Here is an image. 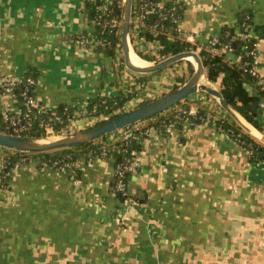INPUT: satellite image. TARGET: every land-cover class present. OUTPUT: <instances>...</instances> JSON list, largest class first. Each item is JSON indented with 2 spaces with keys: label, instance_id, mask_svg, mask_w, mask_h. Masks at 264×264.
Wrapping results in <instances>:
<instances>
[{
  "label": "crops",
  "instance_id": "1",
  "mask_svg": "<svg viewBox=\"0 0 264 264\" xmlns=\"http://www.w3.org/2000/svg\"><path fill=\"white\" fill-rule=\"evenodd\" d=\"M177 1L180 25L198 54L249 13L256 38L252 67L264 79V0ZM87 2L0 0V82L34 71L39 103L78 108L67 132L94 122L84 112L87 99L135 92L124 105L132 109L130 103L171 91L179 76L189 79L197 67L188 57L139 73L123 65L117 51L110 57L89 46ZM140 47L150 56L159 50L156 42ZM228 57L240 61L236 53ZM204 69L203 82L220 90L222 76L209 81ZM245 87L252 95L257 83L247 80ZM180 105L192 116L204 110L206 118L171 132L160 122L169 110L139 122L148 130L138 134L125 200L113 193L116 164L109 155L87 161L80 154L74 166L62 168L32 160L0 179V264H264V163L251 161L218 126L217 119L230 115L214 95L197 92ZM20 106L14 92L0 91L1 112L17 113ZM257 107L264 129V100ZM121 132L98 141L111 149Z\"/></svg>",
  "mask_w": 264,
  "mask_h": 264
},
{
  "label": "trees",
  "instance_id": "2",
  "mask_svg": "<svg viewBox=\"0 0 264 264\" xmlns=\"http://www.w3.org/2000/svg\"><path fill=\"white\" fill-rule=\"evenodd\" d=\"M159 1V0H154ZM170 2L166 1V7L170 6ZM104 5V0H88L86 3V13L89 19L97 20L98 23L93 25V34L98 40H107L110 42L108 49L110 50V55L112 56L117 49L122 48L121 46V34L117 33V31L110 27L109 25H104V21L111 18V16L116 15L121 17L122 12V0H111L109 4H107L106 9L102 8ZM182 12V11H181ZM155 15H149L148 21H152ZM252 24V17L249 13L242 14L236 24L232 27L225 28L221 34L218 35L220 40L225 43L230 38L238 36L240 33H244L250 31ZM141 37H144L146 40H154L157 39L161 45L163 46L160 50V53L165 57H169L184 51H196V47L189 43L188 41L181 40L178 38L170 39L165 34H159L158 36H153L149 32H140ZM132 43L134 46L135 52L138 56L146 59L148 61L155 60V57L149 56L147 53H143L136 45L134 38L131 37ZM255 44L256 38L251 36V39L246 40L242 38H238L232 41V46L234 48V52L240 56V61L233 62L229 59L228 55H211L207 49L199 51V56L202 60L203 65L206 68L207 78L209 81L215 82L219 76H222L220 83V91L223 97L227 100V102L235 108L245 119L250 122L253 126H255L258 130L264 133V129L259 124V110L258 107L253 109V103L259 104L264 100V90L261 89L258 85L256 88V92L254 94H249L247 88L245 87V82L247 80H252L257 83V78L252 75V63L253 58L255 56ZM124 62V60H123ZM192 64V63H191ZM125 65V64H123ZM192 68L194 69L193 65ZM192 69V71H194ZM27 77H33L35 80L38 79L36 73L34 71H29L25 75H23V80ZM188 79L184 76L178 77V83L175 88L184 84ZM35 85L29 86L30 92L35 94ZM23 88H26V85L22 82L19 83L14 88V94L20 102V108H26L24 101L21 97V91ZM3 89L0 87V91ZM135 92L128 93L127 95H117L112 97L105 96H96L93 98H89L86 101L84 112L87 116H99L104 115L107 116L101 121L97 122L101 123L107 119L113 118L122 112H115L119 108H123L125 103L132 98H134ZM149 102V101H147ZM147 102H142L140 105H143ZM78 108L76 106H72L70 104H64L59 107H49L48 115H44L40 117L41 119H46L52 124L56 130L62 129V127L66 126L70 119L75 117ZM82 113V111H80ZM11 113V112H10ZM13 114V113H11ZM59 115L60 121L56 119H51V116ZM159 115V114H158ZM157 116V115H156ZM205 111L201 110L196 115L189 116V122L193 124H197L201 122L205 117ZM40 118H36L34 121V125L29 129L24 130L22 135L29 136H47L45 128L39 127ZM175 118L173 114L164 115L163 119ZM183 120H179L177 126L182 124ZM3 117L0 111V132L10 133L6 128H3ZM217 124L219 127L223 128L234 140H236L243 148L247 149L250 152V158L253 162H264V144L253 138L248 132H246L241 125L231 116L229 119H217ZM107 135L100 137L99 139L106 138ZM98 139V140H99ZM117 145V147H116ZM123 143L121 140H118L116 144L109 150L106 151L105 155L112 156L115 160V164H119L121 161H124L125 157L136 159V154L133 151L138 150L140 148V143L136 139H131L129 141V149L128 151H122L121 148ZM80 149V150H78ZM89 151H94V158L98 155H101V144L97 140L93 142H89L80 146H73L69 148H62L52 151H46L41 153H33L34 157H38V165L45 166L43 162L49 163L48 166H52L53 168H62L64 166L69 167V163H74L77 161L80 154L86 157L87 161L91 160V156L89 155ZM131 151V152H130ZM12 162L8 164V168H10ZM6 169V170H7ZM4 172L3 169L0 168V176L3 177ZM10 176V175H9ZM8 176V177H9ZM5 178V177H4ZM128 178V177H127ZM2 181L3 178H1ZM114 182L113 180V190H114ZM117 199L125 200L126 197L121 196L120 194L116 195Z\"/></svg>",
  "mask_w": 264,
  "mask_h": 264
},
{
  "label": "built area",
  "instance_id": "3",
  "mask_svg": "<svg viewBox=\"0 0 264 264\" xmlns=\"http://www.w3.org/2000/svg\"><path fill=\"white\" fill-rule=\"evenodd\" d=\"M111 0H104V5L102 8L106 7L107 4L110 3ZM166 1L170 2V6L166 7ZM124 1L122 0V3ZM106 9V8H104ZM182 5L177 0H133L132 2V16H131V29H130V45L131 48L134 46L132 43L131 37L134 38V41L137 43H146L147 46L152 44L153 42L158 43L159 50L157 53L151 52L155 57V60L153 61H161L167 57L162 55L160 53V50L162 49L161 43L157 40H146L144 37H141L140 32H149L153 36H158L159 34H165L170 39L178 38L181 40H187V37L185 36V33L180 25V21L182 18ZM149 15H155L152 21H148ZM98 23L97 20H93L92 25H96ZM104 25H109L110 27L114 28L117 33H121V17L112 15L110 19L104 21ZM242 38L249 40L251 39L250 31L247 30V32L240 33L238 36L230 38L228 41L223 43L218 35H214L211 37V39L208 42L207 45V51L211 55H229L234 52V48L232 46V41ZM89 46L99 48L101 50L108 49V46L110 45V42L107 40H98L95 38L93 34V38L90 39V41L87 42ZM147 54L149 55V48L147 49ZM150 56V55H149ZM252 75L257 78V85L264 90V79L259 77L257 71L252 68L251 70ZM24 83L26 85V88H23L21 91V97L24 101V104L26 105V108L20 110L17 113L11 114L10 112L3 113L2 117L4 120L3 128L8 129L11 131L10 133L13 134H21L24 130L29 129L34 125V121L36 118L43 117L44 115H48V108L43 106L39 101L37 100L35 94L30 92L29 86L35 85L37 83V80H35L33 77H27L23 80V77L20 79H3V81L0 82V87L8 92H14V88L19 83ZM123 108H119L116 110V112H122ZM171 114L175 116V118L170 119H161V125L164 127L166 132H171L174 128L177 127L179 120H183V122L189 121V116H191L190 112L187 110L185 106H175L172 108ZM56 119L60 121L59 115L51 116V119ZM39 127L45 128L47 136L52 135H59L63 133H67L68 127L67 125L62 127L60 130H56V128L49 123L46 119L39 120ZM147 128V127H145ZM141 125H139V122L136 124L127 126L125 128H122L120 136L115 141L114 145L118 140H121L123 145L121 148L122 151H128L129 149V141L131 139H136L138 141V134L139 133H145L147 132L148 128L145 129ZM7 133V132H6ZM113 145V146H114ZM117 147V145H116ZM109 150L106 148L103 144L101 145V155H105L106 151ZM10 152V153H8ZM131 152V151H130ZM136 154V151H133ZM94 151H89V155L92 157L91 160L94 159L93 155ZM33 155L32 152L28 151H17L14 149H7L6 153L3 155H0V168L3 169L4 175L3 177H8L13 170H17L20 168V166L28 161H39L38 157L31 156ZM12 162L10 168L7 169L8 164ZM258 163V162H257ZM264 163V162H263ZM45 166H48L49 163L43 162ZM69 166H73V163H69ZM75 165V163H74ZM136 166V159L125 157L124 161H121L119 164L116 165V171H115V182H114V190L113 193L115 196L117 194H120L121 196L127 197L129 196L128 193V182L127 177L131 171L135 169ZM7 169V170H6Z\"/></svg>",
  "mask_w": 264,
  "mask_h": 264
},
{
  "label": "water",
  "instance_id": "4",
  "mask_svg": "<svg viewBox=\"0 0 264 264\" xmlns=\"http://www.w3.org/2000/svg\"><path fill=\"white\" fill-rule=\"evenodd\" d=\"M133 0H124L121 12V46L124 63L127 68L139 73H153L161 71L176 62L192 57L197 65L194 74L182 85L163 95L150 100L149 102L125 111L113 118L95 124L89 128L67 132L54 136H29L0 132V146L17 151H28L41 153L73 146H80L93 142L100 137L113 133L137 122L152 118L161 114L188 99L197 92H207L214 95L227 113L233 117L246 132L264 144V134L259 133L235 108H233L223 97L220 90L211 87L203 82L205 74L204 65L199 54L195 51H184L169 56L161 61H153L150 65L141 67L133 64L130 60V29ZM110 54V50H106ZM253 109L257 108V103H253Z\"/></svg>",
  "mask_w": 264,
  "mask_h": 264
},
{
  "label": "rangeland",
  "instance_id": "5",
  "mask_svg": "<svg viewBox=\"0 0 264 264\" xmlns=\"http://www.w3.org/2000/svg\"><path fill=\"white\" fill-rule=\"evenodd\" d=\"M124 1V0H123ZM121 34V33H120ZM136 43V45H137V47L140 49V50H142L144 53H145V50L143 49V47L141 48L140 47V43H137V42H135ZM133 46V45H132ZM133 48V47H132ZM134 50V49H133ZM135 51V50H134ZM117 53H118V55H119V57H120V59H121V61H122V64H125L124 62H123V60H124V58H123V51H122V48H118L117 49ZM117 56V54L116 53H114L112 56H110V57H116ZM192 60H194L193 58H191ZM145 94H138V96L139 97H141V96H144ZM153 100V99H152ZM147 101H149V100H144V101H141V102H139V104H141L142 102H147ZM182 103V102H181ZM180 103V104H181ZM136 104V103H135ZM138 104V105H139ZM130 105V107L133 109V108H135V107H137V106H135L133 103H130L129 104ZM135 106V107H134ZM128 110H130V108L128 109L127 107H124V109L122 110V111H128ZM172 110V108L171 109H169V111H171ZM166 112L164 115H167V114H169L170 112ZM116 112V111H115ZM121 112V111H120ZM105 117H107V116H104V115H99V116H95V118H94V122H91V123H87L85 126H83L82 127V129H85V128H89V127H91V126H93V125H95L97 122H99V121H101L102 119H104ZM87 118H89V116L87 117ZM89 121H90V118L88 119ZM81 130V129H80ZM111 134V133H110ZM50 136H54V135H50ZM97 141H98V139H97ZM260 142V141H259ZM262 143V142H261ZM0 149H1V151H0V155H3V154H5L6 153V150L7 149H10V148H4V147H1L0 146ZM8 153H10V152H8ZM28 162H30V161H28ZM28 162H26V163H28ZM22 166V165H21ZM20 166V167H21ZM1 178H3V180L5 181L8 177L6 176L5 178L4 177H2V176H0V179Z\"/></svg>",
  "mask_w": 264,
  "mask_h": 264
},
{
  "label": "bare ground",
  "instance_id": "6",
  "mask_svg": "<svg viewBox=\"0 0 264 264\" xmlns=\"http://www.w3.org/2000/svg\"><path fill=\"white\" fill-rule=\"evenodd\" d=\"M192 58V57H190ZM130 60L133 64L137 65V66H147L149 65V63L147 61H145L144 59H142L141 57H139L132 48H130Z\"/></svg>",
  "mask_w": 264,
  "mask_h": 264
}]
</instances>
